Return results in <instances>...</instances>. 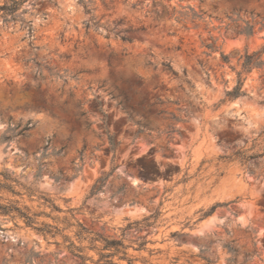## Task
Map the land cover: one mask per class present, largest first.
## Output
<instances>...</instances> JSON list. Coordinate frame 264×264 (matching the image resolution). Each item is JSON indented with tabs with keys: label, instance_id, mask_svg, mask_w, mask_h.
Returning a JSON list of instances; mask_svg holds the SVG:
<instances>
[{
	"label": "rangeland",
	"instance_id": "rangeland-1",
	"mask_svg": "<svg viewBox=\"0 0 264 264\" xmlns=\"http://www.w3.org/2000/svg\"><path fill=\"white\" fill-rule=\"evenodd\" d=\"M9 204L0 264H264V0L0 9Z\"/></svg>",
	"mask_w": 264,
	"mask_h": 264
},
{
	"label": "trees",
	"instance_id": "trees-1",
	"mask_svg": "<svg viewBox=\"0 0 264 264\" xmlns=\"http://www.w3.org/2000/svg\"><path fill=\"white\" fill-rule=\"evenodd\" d=\"M21 1L22 0H9L4 5H0V9L6 10L9 12H13L17 9V7L21 3ZM252 31H253V25L246 22L243 27H241L237 30V33H243L245 35H250V34H252ZM122 40H128L129 41V39L127 37H122ZM208 47L212 48L211 45H209ZM220 56L224 62L228 61V56L226 54L221 53ZM261 65H263V61L258 56L257 52H253V53L244 55V59L242 62V70L243 71H249L252 67H259ZM237 76H238L237 84L228 93L231 97H236L242 92L241 86H242L243 79L240 76V72L237 73ZM77 105H81V103L78 102ZM101 113L103 115V121H104L106 118V114L102 110H101ZM84 114H85V112L81 111V115H84ZM104 123H105V121H104ZM107 139H108V143H109V148L111 150H114L115 147L117 146L118 142L116 140H114L113 136L110 134H108ZM218 205L219 204H215V205L211 206V208L209 209V211L207 213L212 212L215 209V207ZM11 212H16V214L18 216L24 218L26 224H28V225L33 222L32 217L27 212H24L23 210H21L19 207L13 206L11 204L0 205V214L9 215Z\"/></svg>",
	"mask_w": 264,
	"mask_h": 264
}]
</instances>
